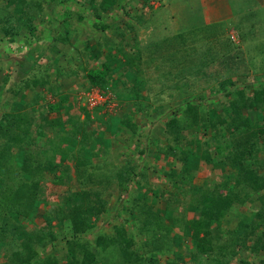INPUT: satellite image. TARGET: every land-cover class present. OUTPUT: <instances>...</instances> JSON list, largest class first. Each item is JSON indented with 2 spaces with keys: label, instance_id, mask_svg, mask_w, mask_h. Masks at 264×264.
<instances>
[{
  "label": "trees",
  "instance_id": "obj_1",
  "mask_svg": "<svg viewBox=\"0 0 264 264\" xmlns=\"http://www.w3.org/2000/svg\"><path fill=\"white\" fill-rule=\"evenodd\" d=\"M163 1L0 0V264H178L180 249L191 264H264V38L243 19L264 21V0H234L247 5L237 43L189 49L183 33L165 35L157 53L136 29L149 20L142 8L152 16ZM72 38L85 45L69 56L60 46ZM92 90L107 99L89 110L76 96ZM165 90L178 114L156 130L133 120L161 115ZM106 131L130 133L120 163ZM150 151L166 169L141 163ZM204 153L210 175L197 174Z\"/></svg>",
  "mask_w": 264,
  "mask_h": 264
},
{
  "label": "rangeland",
  "instance_id": "obj_2",
  "mask_svg": "<svg viewBox=\"0 0 264 264\" xmlns=\"http://www.w3.org/2000/svg\"><path fill=\"white\" fill-rule=\"evenodd\" d=\"M200 1L201 0H164L163 3H158V2H151L154 9L152 11V16L149 15V10L147 8H142V13L144 16L148 17V22L143 25L142 23L140 24V26H145L144 28L142 27L141 29L137 28L136 30L139 31V36L143 41H148L151 42H155V44H152L153 46L151 47L152 51L156 49V52L159 53L161 51V48L159 46V44L156 45V43L158 42L157 40H159L162 36H170V35H180L181 37V33H183V37L186 38L188 40L187 42V46L189 49H192L193 46V42L195 43H202V41H205L206 38L208 44H213L214 47L216 49L218 48H222V46H219L220 43L226 38V36H228L229 38H231L232 41H235V43L238 42V39L236 37V34L234 31V23L233 22H242V16L241 14H238L241 10L245 9L247 7V5L245 3H242L243 6L240 7V5H235L234 4V0H225L227 1V4L230 5V8H232L233 10V15H236L235 17H233L232 19H227L223 22L220 23H209L206 24L202 21V7L200 5ZM222 1V6L224 3V0ZM240 1V0H238ZM140 7L136 6V8L133 9V11L135 10H139ZM254 10L256 9L255 7L253 8ZM132 11V12H133ZM141 12V11H139ZM111 16H115V13H112ZM262 14L261 12L258 13L256 16L254 15V17H249V16H245L243 19H245V26L247 24H253L254 25V29H261L262 31L259 32V40L264 38V21L262 19ZM114 17V18H115ZM257 17L258 22L254 23V19ZM123 20L124 17L122 18ZM121 19L120 16L116 17L115 22L116 23H120L123 20ZM128 19V18H127ZM129 21V20H128ZM244 23V22H243ZM147 25V27H146ZM135 30V31H136ZM233 30V31H232ZM136 31V33H137ZM214 31H217V36H214ZM239 33V32H238ZM258 35H256V37H259ZM74 37H77V35H74ZM179 37V40H180ZM211 37V38H210ZM129 39V37H128ZM74 42V39H71ZM178 37L176 36V38L173 39V41L177 42ZM49 41V40H48ZM90 46H94V42L93 40H90ZM192 43V46L190 45ZM75 46L74 47H69V46H60L62 48L63 51L66 52L67 50V54H69V56H73V54H76L77 50L84 48L85 42H74ZM249 47H253V44H248ZM95 47V46H94ZM95 49L91 48V49H85L84 53L86 54V58L88 57V59H86V61L88 62L87 64L92 65V64H96L95 61L101 59V57H94L93 52ZM105 50V49H104ZM221 50V49H220ZM155 52V51H154ZM166 53L164 52L161 55H165ZM68 57V56H67ZM63 57L59 60L62 61ZM94 64V65H95ZM61 65V64H59ZM159 65V64H158ZM75 64L71 63V68H74ZM161 68V66H160ZM164 69V68H161ZM154 71L152 69H147V75L152 74ZM14 74V73H12ZM154 74L156 75L157 73L154 72ZM159 74H157L156 76H158ZM162 76V75H159ZM12 79H15L14 75L12 76L11 80L9 83H11ZM165 81V79H164ZM67 82V83H66ZM80 82H82V79H75V81H72L69 83L68 80H65L64 83H66L65 85H71V86H75L76 84H79ZM157 89V88H156ZM155 89V90H156ZM167 93L168 91L165 90V94H166V98H165V103H167L163 108H161L159 111L161 112V115L159 116H155L154 114H152V116H133V120L134 121H147L149 123V127L152 128L153 130L156 129H162V123H164V121L171 115V114H178L177 113V109H178V105L175 104V102L170 101L167 102ZM32 96V93L29 94L28 96L25 97V103L29 102L30 98ZM78 96V97H77ZM76 96V101L80 102L81 105H84L90 110V108H92L93 106H96L102 102H104V100L106 99L105 96H102L100 98H98L96 101H92V102H87V96L85 97V95L83 94H79ZM72 96L69 95V102H72ZM87 99V100H86ZM52 100V98L50 99ZM9 106V105H8ZM23 106V105H22ZM20 105H15L14 107L11 105V109L16 110V109H22L24 107H22ZM106 111L109 113L110 116L113 117H117L118 115H120V107H118L116 105V102H110L108 104H106L105 106ZM62 111H60L58 113V116H61ZM81 118H83V114L80 115ZM141 133V131H138ZM156 133V132H155ZM129 132L127 131H122L120 134L118 135H111L110 133H108L106 131V136L109 137L113 143V155H114V161L117 163H120V161H122L121 159L125 156L126 151L128 149L132 150L133 148V144L130 143V136H129ZM156 135H151L150 138H158ZM153 152V153H152ZM131 154H134V151L131 152ZM208 158L207 153H204L202 155H200V165L197 171V174H201V173H205V174H212L211 172H214L213 166L208 163L205 162V160ZM141 163L145 164L146 166L148 165L150 166H156V168H158L157 166L162 167L163 169L165 168V161L160 159L159 156L157 155L156 151H150L147 154L142 155L141 158ZM140 163V165H141ZM139 165V166H140ZM144 166V167H146ZM173 166V165H172ZM166 169V168H165ZM107 170V168H106ZM141 174L143 175L144 173L141 172ZM139 175V174H138ZM47 178H50V175H47ZM71 180L69 181L70 186L74 187L75 189H77V185L75 183V179L73 177V175H71ZM142 182L144 183V180L142 179ZM195 183L198 184V181L195 180ZM148 184L145 183L144 187L146 188ZM45 189L48 186L49 191H50V195H53V200H57V195H59L62 192V189H57L56 187H52L50 185V182L47 181L45 184ZM163 187H165V185H162ZM143 188V189H145ZM167 190H169V188H166ZM142 194V198L144 199L143 193ZM118 192L117 193H113L112 197L110 198V202L114 203L116 201ZM146 200H148V202H152V199H150L149 196H146ZM116 205V203L114 204ZM112 205V207L114 206ZM181 206V205H179ZM161 205L159 204V202H157L155 204V208H160ZM174 208H177V205L173 206L172 211H174V213L176 212L179 213L178 211H175ZM38 212L40 214H43L42 210H38ZM245 215L247 216L248 214L245 213ZM229 220V222L226 224V226L231 227L233 225H235L236 222V215H234L233 213L228 215L226 218V221ZM225 221V222H226ZM56 221H53V223H55ZM178 228L176 227L174 229L175 232H177ZM95 234H93L94 236ZM182 240L184 241V243H188V237L187 235H182ZM186 243V244H187ZM180 254H182V258L184 259L183 262H177L178 264H191V261L189 260V255L186 254L185 252H182L183 250L180 249ZM169 257L166 256H160V260L161 262H163L164 260H168V259H174V255L171 253L168 255ZM176 261V259H174Z\"/></svg>",
  "mask_w": 264,
  "mask_h": 264
},
{
  "label": "crops",
  "instance_id": "obj_3",
  "mask_svg": "<svg viewBox=\"0 0 264 264\" xmlns=\"http://www.w3.org/2000/svg\"><path fill=\"white\" fill-rule=\"evenodd\" d=\"M200 5L202 7V21L206 24L220 23L236 16L233 15L232 8L225 0L223 6L221 0H201Z\"/></svg>",
  "mask_w": 264,
  "mask_h": 264
},
{
  "label": "built area",
  "instance_id": "obj_4",
  "mask_svg": "<svg viewBox=\"0 0 264 264\" xmlns=\"http://www.w3.org/2000/svg\"><path fill=\"white\" fill-rule=\"evenodd\" d=\"M87 96L88 102L96 101L98 98L102 97L97 90H92L89 93L85 94Z\"/></svg>",
  "mask_w": 264,
  "mask_h": 264
},
{
  "label": "clouds",
  "instance_id": "obj_5",
  "mask_svg": "<svg viewBox=\"0 0 264 264\" xmlns=\"http://www.w3.org/2000/svg\"><path fill=\"white\" fill-rule=\"evenodd\" d=\"M105 97H106V99H107V96H105ZM106 99H105V100H106ZM105 100H104V101H105Z\"/></svg>",
  "mask_w": 264,
  "mask_h": 264
}]
</instances>
